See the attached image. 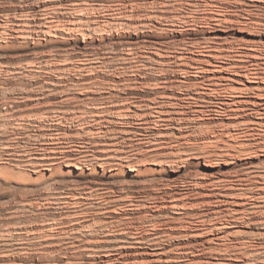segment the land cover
I'll return each mask as SVG.
<instances>
[{"label":"rangeland","instance_id":"rangeland-1","mask_svg":"<svg viewBox=\"0 0 264 264\" xmlns=\"http://www.w3.org/2000/svg\"><path fill=\"white\" fill-rule=\"evenodd\" d=\"M212 1L194 0L199 2L194 8L189 5L192 0L172 6L161 0H0V264H264V131L251 124L257 117L248 115L257 91L238 94L237 100L250 104L236 115L227 113L228 117L218 112L224 95L206 94L193 105L180 102L189 119L194 117L193 110L205 111L198 114L197 123L180 128L182 139L158 138L156 143L132 149L138 144L135 137L127 142L121 133L123 124L112 121L103 124L101 136H88L97 158L86 164L69 159L55 162L52 157L61 155L49 151L58 144L48 135L66 130L69 140L62 139L58 148L67 149L75 159L69 141L82 142L77 137L82 126L70 118L93 109L88 97L101 99L111 93L123 101L132 89L129 96L141 99L142 105L154 99L167 102V96L190 92L196 67L212 75L215 64L224 66L218 75L225 84L263 89L264 59L257 60L263 78L250 80L257 83L242 74L256 62L248 55L264 57V51L261 54L252 47L264 43V1L223 0L228 18L223 23L214 21L217 14L211 5L217 1ZM252 4L257 5L254 21L247 20L246 14L251 9L246 6ZM174 16L193 25L181 26ZM53 20L56 27L53 24V32L48 33L47 23ZM71 22L79 32L66 31ZM203 38L210 40L214 58L193 43L183 44ZM182 69L190 72L189 83L182 84ZM166 70L171 74L167 78L159 75ZM140 76H148L143 86L136 83ZM154 78L164 82L155 84ZM84 84L97 92L80 95L78 86ZM56 114L68 119L57 120ZM246 114L248 127L240 133L215 127ZM145 122L131 119L129 127H147L149 133L164 130ZM114 129L119 132L115 136ZM177 129L175 122L168 126L169 132ZM229 132L239 136L233 140ZM254 133L263 136H251ZM111 148L125 150L122 154H132V160L101 156ZM180 157L186 163L178 161ZM225 175L237 176L233 179L240 180V185L234 184L235 189L244 187L246 192L231 189L235 191L227 194L232 185L219 183ZM194 181L199 185L193 186ZM106 183L114 190H99ZM88 187L107 200L90 201ZM75 190H80L84 205L61 208V197ZM185 192L190 194L183 196ZM137 199L140 208L130 202ZM176 199L182 200L179 207L173 206ZM77 210L81 218L74 214ZM118 219L125 225L104 226L107 220ZM96 222L98 226L87 229ZM213 226H225L230 233H209Z\"/></svg>","mask_w":264,"mask_h":264},{"label":"bare ground","instance_id":"bare-ground-1","mask_svg":"<svg viewBox=\"0 0 264 264\" xmlns=\"http://www.w3.org/2000/svg\"><path fill=\"white\" fill-rule=\"evenodd\" d=\"M161 1H163V2H161V3H163L165 6L167 5V6H172V5H174V4H177V3H182L184 0H161ZM187 1H191V0H187ZM195 1H197V0H195ZM212 1V0H211ZM215 1V0H214ZM217 1V4L216 5H211L212 7H214V8H211V9H213L214 11H212V12H214L215 14H217V17L216 18H214L215 20L214 21H217L218 23H223L224 21H226L228 18H226L227 17V8L226 7H224V6H222V3H224V2H222L223 0H216ZM253 1V0H252ZM255 2H260L261 0H254ZM264 1V0H263ZM121 2V1H120ZM194 2V0H192V3L191 2H189V5H191V6H193L194 8L195 7H199V2H196V3H193ZM206 3H207V1H205ZM213 2V1H212ZM136 3V2H135ZM209 3V2H208ZM216 3V2H215ZM183 4V3H182ZM219 4V5H218ZM59 5V4H58ZM89 5V4H88ZM106 5V4H105ZM163 5V6H164ZM208 5V6H207ZM244 5V4H243ZM100 6V5H99ZM147 6H149V5H147ZM164 6V7H165ZM205 6H207V7H209V4H206ZM74 7V6H73ZM82 7V6H81ZM131 7V6H130ZM246 7H249V8H251V9H247L246 10V14H247V16H249L248 18H247V20H253V18L255 17V16H257L258 14L257 13H255L254 12V10H256L257 9V5H254V4H252V5H249V6H246ZM61 8V7H60ZM65 8V7H64ZM176 8V7H175ZM50 9V8H49ZM76 9V8H75ZM168 9V8H167ZM210 9V8H209ZM117 10H119V9H117ZM121 11H122V9H121ZM127 11V10H126ZM136 11V10H135ZM153 11V10H152ZM78 12V11H77ZM87 12V11H86ZM56 13H57V11H56ZM73 13V12H72ZM29 14V13H28ZM58 14V13H57ZM85 14V13H84ZM161 14V13H160ZM170 14V13H169ZM59 16V15H58ZM157 16H158V14H157ZM165 16V15H164ZM191 16V15H190ZM193 16V15H192ZM52 17V16H51ZM117 17V16H116ZM124 17V16H123ZM156 17V16H155ZM17 18V17H16ZM53 18V17H52ZM150 18V17H149ZM154 18V17H153ZM174 18V20L175 21H177V20H179L178 22L180 23V25L182 24L183 26H186L187 24H189V23H192V22H190L189 20H187V19H184V17H182V16H174L173 17ZM193 18V17H192ZM60 19H62V18H60ZM93 19V18H92ZM156 19H157V17H156ZM166 19H168V18H166ZM170 19V18H169ZM19 20V19H18ZM23 20H24V18H23ZM116 20V19H115ZM3 21V20H2ZM32 21V20H31ZM48 21H50V20H48ZM74 21V20H73ZM81 21V20H80ZM106 21V20H105ZM150 21V20H149ZM151 21H152V19H151ZM254 21V20H253ZM22 22V21H21ZM54 22V20L51 22V23H47V26H46V31H48V33L49 32H53L52 31V29L54 28V27H56L55 26V24L53 23ZM58 22V21H57ZM174 22V21H173ZM248 22H250V23H248ZM7 23V22H6ZM62 23V22H61ZM75 23H77L76 21H75ZM53 24H54V27H53ZM60 24V23H59ZM63 24V23H62ZM61 24V25H62ZM68 24H69V22H68ZM67 24V25H68ZM114 24V23H113ZM245 24L246 25H250V24H252V21H245ZM254 24V23H253ZM261 24V23H260ZM94 25V24H93ZM123 25V24H122ZM175 25V24H174ZM179 25V26H180ZM181 25V26H182ZM192 25H193V23H192ZM7 26V25H6ZM6 26H4V27H6ZM63 26V28L64 27H66V26H64V25H62ZM70 27H66V31L68 32V33H73V31H78V29L76 30V25L74 24V23H72L71 22V24L69 25ZM188 26V25H187ZM3 27V28H4ZM8 27H9V24H8ZM7 27V28H8ZM78 27H79V25H78ZM62 28V29H63ZM107 28V27H106ZM113 28V27H112ZM20 29V28H19ZM56 29V28H55ZM59 29H60V27H59ZM31 30V29H30ZM61 30V29H60ZM80 30V29H79ZM84 30V29H83ZM4 31H6V30H4ZM22 31V30H21ZM29 31V30H28ZM65 31V32H66ZM18 32V31H17ZM23 32L25 33V30H23ZM27 32V31H26ZM79 32V31H78ZM179 32V31H178ZM21 33V32H20ZM29 33H31V32H29ZM42 33V32H41ZM45 33V32H44ZM27 34V33H26ZM184 34V33H183ZM196 34V33H195ZM48 35V34H47ZM55 35H56V33H55ZM186 35V34H185ZM50 36V35H49ZM22 37V36H21ZM23 38H24V36H23ZM25 39H27V38H25ZM28 39H30L29 37H28ZM188 39H190V38H188ZM184 43V46H187V44L186 43H193L194 45L193 46H195V47H198V48H202L203 49V51L204 52H207V57H213L214 55H213V46L210 44L211 42H210V40L209 39H205V38H203L202 40H200V41H197V42H191V41H189V40H185V41H183ZM168 43V42H167ZM175 43V42H174ZM255 43V42H254ZM134 44V43H133ZM157 44V43H156ZM253 44V43H252ZM190 45V44H189ZM251 45V44H250ZM127 47V46H126ZM139 47V46H138ZM189 47V46H188ZM252 47H255L254 49L255 50H253V51H257V52H259V53H263V51H264V43L262 42V43H256V44H254ZM180 48V47H179ZM250 48V47H249ZM131 49V48H130ZM130 49H129V51H130ZM133 49V48H132ZM140 49V48H139ZM171 50V49H170ZM169 50V51H170ZM252 50V49H251ZM128 51V52H129ZM143 51V50H142ZM161 51V50H160ZM168 51V50H167ZM130 53V52H129ZM158 53V52H157ZM247 54H248V52H246ZM131 54H133L132 52H131ZM182 54V53H181ZM130 55V54H129ZM162 55V54H161ZM137 56V55H136ZM155 56V55H154ZM180 56V55H179ZM147 57V56H146ZM164 57V56H163ZM172 57H174V56H172ZM176 57V56H175ZM245 58L247 57L246 55L244 56ZM250 57V59H251V57L253 58V59H255V61L256 62H254V64H253V69H251L249 72H245V74L243 73L242 75L244 76V78H246L247 80H249V82H253V81H255V80H252V81H250L251 79H262L263 78V76L261 75L262 73L258 70V68L260 67V65H261V63H259V61H257V60H261V59H264V57H262L261 55L259 56V55H248V58ZM96 58V57H95ZM135 58V57H134ZM149 58V57H148ZM214 58V57H213ZM87 59V58H86ZM127 59V58H126ZM136 59H137V57H136ZM151 59V58H150ZM180 59H184V60H188V58H184V57H180ZM89 60V59H88ZM95 60V59H94ZM97 60V59H96ZM122 60V59H121ZM148 60V59H147ZM152 60H154L153 58H152ZM159 60H163V58L160 56L159 57ZM159 60H157V62H159ZM252 60V59H251ZM67 61V60H66ZM128 61V60H127ZM167 60H165L163 63H165ZM170 61V60H169ZM183 61V60H182ZM264 61V60H263ZM134 62V61H133ZM247 62H248V60H247ZM249 62H251L250 60H249ZM99 63V62H98ZM129 63V62H128ZM84 64V63H83ZM159 65H160V63H158ZM168 64H170L169 62H168ZM262 64H263V62H262ZM132 65V64H131ZM165 65V64H164ZM166 65H167V63H166ZM199 65V64H198ZM128 66V65H127ZM151 66V65H150ZM168 66V65H167ZM240 66V65H239ZM49 67V66H48ZM224 67V66H223ZM221 65H218V64H215L214 65V68L216 69L215 71H214V73L211 75V74H208V72L207 71H205L204 70V68L203 67H196L195 69H196V73H198V74H195L196 76L194 77V79H195V83L194 84H191L192 86L190 87V89L188 90V91H190V92H188V93H186V94H184L183 93V95L181 96V97H170V96H167V99H169V100H165V101H167V102H155L156 101V99H154V100H149V101H147L148 103L146 104V105H142V101H141V99H139V98H136V97H130L129 95H131V94H133L132 93V89H131V92H128L126 95L127 96H125V98L123 99V101H121L122 100V98H121V100L120 101H118V99L114 96H112L113 94H111L110 93V95L111 96H109V97H104V98H101V99H97V98H92V97H88V100L93 104V105H95V106H93V109L92 110H90V108H89V110H87V109H85V110H82L81 112H78V113H75L70 119L72 120V121H76V122H78L79 123V125H81L82 126V128H81V130H80V132H82V134H77L78 136V138L80 139V140H82V142L80 141V142H78L79 144H75V142H73V141H69L71 144H72V146H70V149H69V152L70 151H73V152H75L77 155H76V157H75V159H73V157H70L71 156V154H68V150L67 149H65V150H63V149H61V150H59V148H58V145H59V142H61L62 143V139H65V141H67V140H69V137H70V135L66 132V130H65V132H57V133H55V132H53L54 134H50V135H48L50 138L49 139H51L50 141L52 142V141H56V142H54V145L55 144H58V145H56V146H54L53 148L51 147V148H49V151L52 153H54V154H59V155H61V156H54V157H56V158H54V157H52L53 159H54V161L56 162L57 160H59V161H63V160H66L67 161V159H69V160H73V161H78V162H80V163H87V161H90V160H93V159H96L97 157L94 155V154H92V152L93 151H91L92 149H91V146H89V145H92V143L93 142H90L91 140H89V141H87L88 140V136L90 135V134H97L98 136H101L100 134H103V131H102V126H103V124H105V123H110V122H112V121H115V122H119V124H121V126H122V124H123V130L121 131V133H123L124 134V137H125V139L127 140V142H129L131 139H134V138H131V137H135V141L138 143V144H135V145H131V148L133 149V148H136L137 147V145H139V144H147V143H149V142H155L156 143V141H158L159 139H162V138H167L168 140H174L175 138H177V139H179V138H184L183 137V134L181 133V131H180V128H182L183 126L184 127H186V126H189V125H191V124H195V123H197L196 122V118L198 117V114H202V112H205V111H202V109H199V110H196V111H194L193 110V112H194V117L192 118V119H189V117H186V116H188L190 113H188V111L187 110H185V108H184V106H182L181 104H180V102H185L186 104H188V105H193L194 103H198L199 102V100L200 99H204L206 96H203V95H206V94H208V95H213V96H220V95H224L225 97H224V100H222L221 102V104H220V106H219V109H221V110H218V112H219V115L221 114V115H225V116H227V115H229V112H230V114H238L240 111H243L244 109H245V104H250L249 102H244V101H239V100H237L236 98H237V96H238V94L240 95L241 93H252V92H254V91H257L258 93H256V95H255V97H256V100L257 101H254V102H252L251 101V105L254 107V108H251V109H249V112H250V114H248V115H250V117L252 116V118L254 117V116H256L257 117V120L256 121H251V124H254V125H256V126H259L260 127V129H262L263 131H264V93H262V92H264V88L262 89V87L260 88V87H258V86H251V87H249V86H247L246 84V86L244 85V86H242L241 88L240 87H236V86H234V84H225L224 82H222L223 80V78H221V76H219L218 75V73H220V71H221V69L223 68ZM251 67H252V65H251ZM235 68V66L233 67V69ZM237 68H239V67H237ZM250 68V67H249ZM129 69V68H128ZM247 69H248V67H247ZM154 70V69H153ZM161 70V69H160ZM163 70H164V68H163ZM246 70V69H245ZM244 70V71H245ZM133 71V70H132ZM223 71V70H222ZM154 72V71H153ZM136 73V72H135ZM158 73H160L159 75H164V77H166L167 78V76H169V75H171L170 74V72L169 71H159ZM217 73V74H216ZM157 74V73H156ZM180 74H181V77L182 78H184V80H182V84H186V83H189V81L188 80H190V78H189V74H190V72L188 71V70H186V69H182L181 70V72H180ZM208 75H210L211 76V78L209 79V80H206V78H207V76ZM241 75V76H242ZM141 77V76H140ZM141 81H137L136 83L137 84H141L142 86L145 84V82L144 81H146V80H148V76H142L141 77V79H140ZM225 80V79H224ZM227 80V79H226ZM225 80V81H226ZM264 80V79H263ZM131 81V80H130ZM154 81H155V84H159V83H163L164 81L163 80H160L159 78H154ZM257 81V80H256ZM255 81V82H256ZM259 81V80H258ZM132 82V81H131ZM226 82H228V81H226ZM248 82V83H249ZM262 82V81H261ZM257 83V82H256ZM118 84V83H117ZM116 84V85H117ZM236 84V83H235ZM77 85V84H76ZM242 85V84H241ZM250 85V84H249ZM95 86H96V84H95ZM98 86V85H97ZM115 86V85H114ZM122 86H124V85H122ZM182 87V86H181ZM78 88H79V92H80V95H83V96H89L90 95V93H93V94H95L97 91L96 90H92V86H85V84L83 85V86H78ZM102 87H100V89H101ZM193 90H194V92H193ZM202 90H205L206 92H203ZM99 91V90H98ZM193 92V93H192ZM208 92V93H207ZM221 93H223V94H221ZM255 93V92H254ZM207 95V96H208ZM212 96V97H213ZM41 98H43V97H41ZM164 98H166V97H164ZM240 98V97H239ZM44 99H46V98H44ZM74 99V98H73ZM245 100H247V99H245ZM160 101V100H159ZM205 101V100H204ZM99 105H101V106H99ZM187 105V106H188ZM197 105V104H196ZM218 106V105H217ZM145 107H147V109H144L143 110V108H145ZM197 107V106H196ZM236 107V108H235ZM170 108H171V110H170ZM190 108H191V106H190ZM195 108V107H194ZM217 108V107H216ZM131 109H135V110H133V111H131ZM187 109H189V108H187ZM210 111V110H209ZM129 112H131V113H129ZM191 112V111H190ZM215 112V111H214ZM228 113V114H227ZM44 114V113H43ZM42 114V115H43ZM204 114V113H203ZM218 114V113H217ZM227 114V115H226ZM248 115L246 114V116H243V117H235V116H233L234 118H230L229 120H228V122H221V124L220 125H216L215 127H219V130H222V131H224V130H227V131H229L230 129H233L234 130V132L235 131H238L237 133H240L241 132V130H243L244 129V127H248L247 125V122H248V120H247V118H248ZM43 117V116H42ZM55 117H57V120L59 119H61V118H64V120L65 119H68L66 116H63V117H60V115H58V114H56L55 115ZM228 117V116H227ZM225 118V117H224ZM42 119V118H41ZM40 119V120H41ZM69 119V120H70ZM131 119H133V120H136V121H146L145 123L147 124H153V125H155V126H164V130H162V131H160L159 133H157V132H155V131H153L152 133H149L148 131V129L149 128H144V130L143 129H141V128H139V129H141V130H133V128H130L129 126H132V125H130V121H131ZM42 121V120H41ZM176 123L178 126H179V129H177L179 132H174V130L173 131H171V132H169V130H168V126L170 125V124H173V123ZM132 123V122H131ZM138 123V122H137ZM144 123V124H145ZM250 123V122H249ZM250 124V125H251ZM85 125H89V127H90V125H91V127L90 128H87ZM205 126V125H204ZM136 127V126H135ZM190 127V126H189ZM205 127H208L207 125L205 126ZM177 128V127H176ZM251 128V127H250ZM249 128V129H250ZM255 128V127H254ZM253 128V129H254ZM89 129V130H88ZM252 129V128H251ZM250 129V130H251ZM143 130V131H142ZM213 129H211V131H212ZM247 130V129H246ZM256 130V129H255ZM261 130V131H262ZM49 131V130H48ZM116 130L114 129V130H112V134H114V136L116 135V133H119V132H115ZM254 131V130H253ZM262 131V132H263ZM248 132V131H247ZM246 132V133H247ZM252 132V131H251ZM251 132H248L249 134L251 133ZM257 132V131H256ZM231 132H229V135H228V137L229 138H233V140L235 139V138H237L238 136H239V134H235V135H231L230 134ZM47 134V133H46ZM105 134V133H104ZM215 134L216 133H214V136H215ZM224 134V133H223ZM223 134H221V135H223ZM243 134V133H242ZM261 134V133H260ZM260 134H253V135H251V136H254V135H260ZM262 136H263V134H261ZM48 136H47V138H48ZM203 136V135H202ZM205 136V135H204ZM207 136V135H206ZM218 137H216L215 136V138L217 139V138H219V134L217 135ZM44 138H46V135L45 136H43ZM187 137H190V138H193L194 136H192V135H188ZM187 137H185V138H187ZM221 137V136H220ZM242 137V136H241ZM46 138V139H47ZM74 138V137H73ZM159 138V139H158ZM67 139V140H66ZM90 139V138H89ZM124 139V138H123ZM230 139V140H231ZM71 140V139H70ZM256 140V139H255ZM49 141V140H48ZM47 141V142H48ZM49 141V143H51ZM47 142H46V145H47ZM68 142V141H67ZM66 142V143H67ZM64 143V142H63ZM77 143V142H76ZM51 144H53V143H51ZM111 145H114V144H111ZM12 146V145H11ZM63 145H61V147H62ZM69 146V145H68ZM68 146H67V148H68ZM60 147V148H61ZM47 149H48V147H47ZM44 151V150H43ZM48 151V150H47ZM46 151V147H45V152H47ZM122 151H125V150H122ZM122 151H119L117 148H111V150H109V153H107L106 151L105 152H103V155H101V156H108L109 158H118V159H120V160H122L121 162H123L124 160H126V161H130V160H132V154H130V153H125V154H122ZM44 152V153H45ZM48 154H49V152H48ZM73 155V154H72ZM123 155H125V156H123ZM46 156V153L44 154V157ZM47 156H49V155H47ZM53 156V155H52ZM221 156V155H220ZM44 157H42V158H44ZM50 159H51V157H49ZM170 158V157H169ZM40 159V158H39ZM46 160H47V158H45ZM44 159V160H45ZM35 160V159H34ZM43 160V161H44ZM178 161H180V162H184V163H186L185 162V160L186 159H184L183 157H180V158H178L177 159ZM51 161V160H50ZM32 162V161H31ZM34 162V161H33ZM47 162V161H46ZM45 162V163H46ZM175 161L173 160V161H167V163H169L168 165H171V163H174ZM50 163V162H49ZM52 163V162H51ZM54 163V162H53ZM57 164V163H56ZM56 164H54V165H56ZM59 164V163H58ZM57 164V165H58ZM46 165H48L47 163H46ZM51 165H53V164H51ZM60 165V164H59ZM130 165V164H129ZM133 171V170H132ZM234 177H237V176H229V175H225V178H223L222 180H219V183H228V184H231L232 185V187H233V185L235 184H237L240 180H235V179H233ZM232 178V179H231ZM218 181V180H217ZM102 183H105V182H102ZM216 183H218V182H216ZM193 184V186L194 185H199V183H197V181H194V183H192ZM239 184V183H238ZM102 186H103V188H101V189H99V190H106V191H108V192H110V191H112V190H114V188L110 185V184H108V183H106V184H101ZM214 186H215V184H213ZM218 185H222V184H218ZM226 185V184H225ZM235 185H234V188H229L230 190H228V191H226L227 192V194H232V192H234L235 190H238V191H240L242 194L243 193H245L246 192V190L247 189H245L244 187V189L242 188H238V189H235ZM240 185V184H239ZM241 185H243L242 183H241ZM191 186V185H190ZM218 188H219V186H217ZM223 187V186H222ZM189 188V187H188ZM191 188V187H190ZM88 189H90V194H89V200L90 201H93V200H95L96 198H97V200H103V201H106L107 199H106V197H105V195H103V193L101 194V195H96L95 193L97 192V191H99V190H97L96 192H95V190H93V188L92 187H88ZM219 189H221V188H219ZM227 189H228V185H227ZM226 189V190H227ZM231 189H235V190H231ZM193 190V189H192ZM221 190H223V189H221ZM79 191L80 190H75V191H71V192H68V193H65L62 197H61V199L59 200V202L60 203H58L59 204V206H60V204L62 205L61 206V208L63 207V208H80L82 205H84L83 204V202L81 201L82 200V197H81V193H79ZM191 191V190H190ZM188 192V191H187ZM187 192H185L184 193V195L183 196H186V194H188ZM190 194V193H189ZM188 194V195H189ZM188 195H187V197H188ZM241 195V194H240ZM246 195V194H245ZM182 196V198H185V197H183ZM227 196V195H226ZM83 197H85V196H83ZM85 198H87V197H85ZM175 198V197H174ZM186 199V198H185ZM131 200H133V199H131ZM176 202L174 203V207H179V202H181L182 200L180 199H176L175 200ZM131 202V204L132 205H134V206H137V208H140V206L142 205L141 204V201H139L138 199L137 200H134V201H130ZM133 202H137L136 204H134ZM26 203V202H25ZM33 204H34V202H33ZM92 205V204H91ZM252 207V206H251ZM250 210H252V209H250ZM79 210H77L74 214L76 215V213H77V215L76 216H78L79 214V212H78ZM237 212H238V210H236ZM246 212H248V211H246ZM236 213V212H235ZM249 213V212H248ZM153 215V214H152ZM78 217H80V216H78ZM75 218V217H74ZM81 218V217H80ZM204 218H206V217H204ZM127 219H130V216H128V218ZM61 220V219H60ZM203 221V220H202ZM205 222H206V220H204ZM56 222V221H55ZM105 222V221H104ZM123 222V220L122 219H118V220H112V221H106L105 222V225L104 226H106V227H113V228H116L115 226H122V225H125L124 223H122ZM87 223V222H86ZM89 223V222H88ZM98 222H96V223H94V224H92V225H90L89 224V226H87V229L88 230H90L91 228H94L95 226H98V224H97ZM224 223V222H223ZM226 223V222H225ZM224 223V224H225ZM221 224H222V222H221ZM57 226V225H56ZM86 226H83V228H85ZM107 228V229H108ZM211 228V232H209V233H213V231L214 230H217L219 233H221V234H225L226 235V233L227 232H229L228 230H226V229H224L225 228V226H221V227H218V226H213V227H210ZM86 229V228H85ZM111 229V228H110ZM204 229H205V227H204ZM207 229V228H206ZM201 230V229H200ZM203 230V229H202ZM207 231H209V230H207ZM59 232V231H58ZM201 232H203V231H201ZM64 233V232H63ZM215 233V232H214ZM230 233V232H229ZM235 233V232H234ZM21 234H23V233H21ZM86 234V233H85ZM203 234H205V233H203ZM202 234V235H203ZM66 235V234H65ZM200 235V234H199ZM211 235H213V234H211ZM36 236V235H35ZM67 236V235H66ZM33 237V236H32ZM223 237H224V235H223ZM222 237V238H223ZM229 237V236H228ZM30 238V237H29ZM46 238V237H45ZM216 238H218V236L216 237ZM225 238V237H224ZM24 239V238H23ZM219 239H220V237H219ZM71 240V239H70ZM75 240V239H74ZM76 241V240H75ZM67 243V242H66ZM69 243H71V242H69ZM73 245H74V243H72ZM3 260V259H2Z\"/></svg>","mask_w":264,"mask_h":264}]
</instances>
